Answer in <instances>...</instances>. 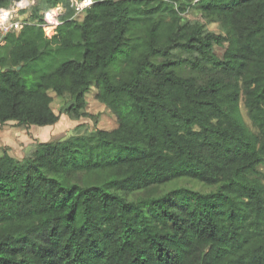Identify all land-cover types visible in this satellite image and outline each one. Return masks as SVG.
I'll list each match as a JSON object with an SVG mask.
<instances>
[{
  "label": "trees",
  "instance_id": "1",
  "mask_svg": "<svg viewBox=\"0 0 264 264\" xmlns=\"http://www.w3.org/2000/svg\"><path fill=\"white\" fill-rule=\"evenodd\" d=\"M93 1L0 50V126L96 127L0 153V264H264V0Z\"/></svg>",
  "mask_w": 264,
  "mask_h": 264
},
{
  "label": "rangeland",
  "instance_id": "2",
  "mask_svg": "<svg viewBox=\"0 0 264 264\" xmlns=\"http://www.w3.org/2000/svg\"><path fill=\"white\" fill-rule=\"evenodd\" d=\"M38 0H35L36 6ZM49 8L42 11L46 12ZM185 17L191 20H200L205 22L201 15L194 12L185 14ZM209 30L213 32L220 33L221 29L217 24H209ZM223 49L217 48V53L222 56ZM29 80L33 82V77ZM32 85V84H31ZM54 97L53 108L59 113L64 104V100L58 97ZM96 91H92L88 97V108L87 111L92 115H97L99 117V123L97 128L111 130L117 126L116 117L109 111L104 105H102L96 99ZM243 116L248 125H251V121L248 118L245 108H242ZM82 133H91L96 127L95 122L88 118H82L80 121H74L70 119L67 115H61L59 123L55 126L47 127H21L15 122H10L5 125L0 126V153L3 150H7L11 156L18 160L24 159L26 156L30 155L39 142H46L54 139H64L76 132V128L82 125ZM194 188H200L198 184H192ZM202 189V188H200Z\"/></svg>",
  "mask_w": 264,
  "mask_h": 264
},
{
  "label": "built area",
  "instance_id": "3",
  "mask_svg": "<svg viewBox=\"0 0 264 264\" xmlns=\"http://www.w3.org/2000/svg\"><path fill=\"white\" fill-rule=\"evenodd\" d=\"M93 0H70L71 8L76 16L82 14L93 5ZM35 0H19L8 8L0 9V50L6 45V37L11 33H18L27 26L38 25L46 29L47 35L51 37L53 30L61 25L60 16L63 9L61 6L49 8L41 13L42 22L31 19L32 6Z\"/></svg>",
  "mask_w": 264,
  "mask_h": 264
}]
</instances>
